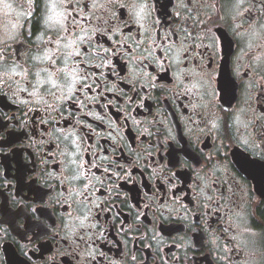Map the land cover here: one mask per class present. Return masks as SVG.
Masks as SVG:
<instances>
[{
    "label": "flooded vegetation",
    "instance_id": "flooded-vegetation-1",
    "mask_svg": "<svg viewBox=\"0 0 264 264\" xmlns=\"http://www.w3.org/2000/svg\"><path fill=\"white\" fill-rule=\"evenodd\" d=\"M0 264H264V0H0Z\"/></svg>",
    "mask_w": 264,
    "mask_h": 264
}]
</instances>
